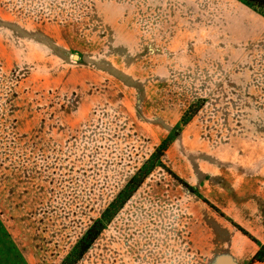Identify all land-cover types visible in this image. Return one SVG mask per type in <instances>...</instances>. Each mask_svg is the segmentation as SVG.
<instances>
[{
    "label": "rangeland",
    "instance_id": "374dc122",
    "mask_svg": "<svg viewBox=\"0 0 264 264\" xmlns=\"http://www.w3.org/2000/svg\"><path fill=\"white\" fill-rule=\"evenodd\" d=\"M239 1L0 0V242L76 239L163 144L182 182L218 185L224 217L202 204L192 237L248 241L250 216L264 235V9Z\"/></svg>",
    "mask_w": 264,
    "mask_h": 264
},
{
    "label": "crops",
    "instance_id": "0c3cea01",
    "mask_svg": "<svg viewBox=\"0 0 264 264\" xmlns=\"http://www.w3.org/2000/svg\"><path fill=\"white\" fill-rule=\"evenodd\" d=\"M239 3L244 4L241 1ZM154 171L155 169L144 179L112 219L116 240L106 242L102 240L112 225L110 222L76 264H264L254 258L259 247L264 246V235L260 229L258 233L260 235L257 237L253 235L256 229L253 224L254 218L251 216L243 220V227L258 244L236 237L234 231H231L223 244L213 240L202 241L198 236L192 237V232H196L197 229L195 226L194 229L192 227L190 230L187 229L186 216L191 215L190 221L196 220L200 217L198 211L201 210L202 204L214 210L203 200L216 205L212 201L218 199L215 192L218 185L211 183V195H203L201 190L203 177L199 172L200 176L195 178L196 181L190 180V183H186L187 180H184L187 186L192 187L193 192L175 178H173L175 181L172 179L168 182L169 188L166 189L151 175ZM250 191L252 193L248 194L252 196L249 199H257L255 192ZM156 194L159 196L155 197ZM191 202L192 205L200 203V206L188 213L187 207L189 204L192 206ZM106 207L100 211L99 218ZM262 224L261 221L260 225ZM90 226L91 224L73 240L74 231L67 225L59 232L54 231V227H47L50 231L44 232L40 226V230L29 231L31 234H28L26 224L22 225L18 232L5 225V228L2 227L3 235L10 239L0 242V264H60ZM60 232L70 236L67 239L70 240V244L62 234H56Z\"/></svg>",
    "mask_w": 264,
    "mask_h": 264
},
{
    "label": "trees",
    "instance_id": "16d2710c",
    "mask_svg": "<svg viewBox=\"0 0 264 264\" xmlns=\"http://www.w3.org/2000/svg\"><path fill=\"white\" fill-rule=\"evenodd\" d=\"M244 2L254 8L264 9V0H244ZM167 145L163 144L159 146L154 153L151 154L149 159H147L141 167L135 172V174L128 180L122 190L117 194V196L109 203L108 207L103 211L100 218L97 219L93 224L87 229V231L82 235V237L77 241L75 246L72 248L70 253L65 257V259L60 264H76L84 255V253L90 248L92 243L97 239L104 228L112 221V219L117 215V213L122 209L124 204L128 199L136 192L140 187L144 179L154 170L155 167L159 166L163 169L166 167L159 162L160 158L166 149ZM166 171L178 182L186 186L190 191L193 190L184 184L173 172L166 169ZM221 216L223 214L219 212L217 208L211 205L208 201L203 200ZM224 217V216H223ZM243 235L247 236L250 240L258 244V241L251 236L247 231L238 225H234ZM254 258L258 262L264 263V246H260Z\"/></svg>",
    "mask_w": 264,
    "mask_h": 264
},
{
    "label": "water",
    "instance_id": "95a60500",
    "mask_svg": "<svg viewBox=\"0 0 264 264\" xmlns=\"http://www.w3.org/2000/svg\"><path fill=\"white\" fill-rule=\"evenodd\" d=\"M74 58H77V56H74Z\"/></svg>",
    "mask_w": 264,
    "mask_h": 264
}]
</instances>
